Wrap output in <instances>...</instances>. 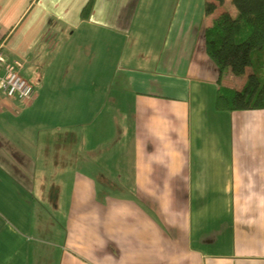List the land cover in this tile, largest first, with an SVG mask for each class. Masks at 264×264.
I'll return each mask as SVG.
<instances>
[{
  "label": "crops",
  "instance_id": "0c3cea01",
  "mask_svg": "<svg viewBox=\"0 0 264 264\" xmlns=\"http://www.w3.org/2000/svg\"><path fill=\"white\" fill-rule=\"evenodd\" d=\"M87 1L0 0L36 89L0 92V264H264V109L215 107L212 0Z\"/></svg>",
  "mask_w": 264,
  "mask_h": 264
},
{
  "label": "trees",
  "instance_id": "16d2710c",
  "mask_svg": "<svg viewBox=\"0 0 264 264\" xmlns=\"http://www.w3.org/2000/svg\"><path fill=\"white\" fill-rule=\"evenodd\" d=\"M96 0H88L80 17L90 18ZM224 0L206 3V14L215 12ZM237 16L228 11L216 16L205 30L206 51L220 70L215 107L220 111L264 109V0H232ZM247 75L243 89L221 83L223 73Z\"/></svg>",
  "mask_w": 264,
  "mask_h": 264
},
{
  "label": "built area",
  "instance_id": "2783aa9c",
  "mask_svg": "<svg viewBox=\"0 0 264 264\" xmlns=\"http://www.w3.org/2000/svg\"><path fill=\"white\" fill-rule=\"evenodd\" d=\"M22 66L19 61L8 60L0 44V92L8 98H16L26 104L35 98L36 89L21 74Z\"/></svg>",
  "mask_w": 264,
  "mask_h": 264
},
{
  "label": "rangeland",
  "instance_id": "374dc122",
  "mask_svg": "<svg viewBox=\"0 0 264 264\" xmlns=\"http://www.w3.org/2000/svg\"><path fill=\"white\" fill-rule=\"evenodd\" d=\"M148 7H150V4H147V8ZM143 10H144V5H143ZM222 11H228L234 17L237 16V14H238L237 8L234 6L232 0H224L223 4L219 5L214 13L220 14ZM139 14H140V17H138L137 19H142L143 18V12L140 11ZM147 20H150V19L147 18ZM248 70H249V72L251 71L249 68H248ZM226 73L227 74L229 73L232 75V73L229 70H227ZM237 78H239V77H237ZM55 218L58 220V213L55 214ZM48 233H51V231L48 230ZM51 236H53V235L51 234Z\"/></svg>",
  "mask_w": 264,
  "mask_h": 264
}]
</instances>
